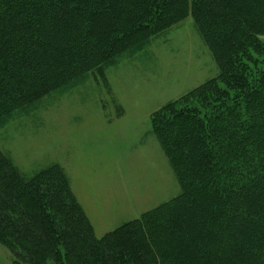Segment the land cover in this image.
I'll return each mask as SVG.
<instances>
[{
	"label": "trees",
	"instance_id": "1",
	"mask_svg": "<svg viewBox=\"0 0 264 264\" xmlns=\"http://www.w3.org/2000/svg\"><path fill=\"white\" fill-rule=\"evenodd\" d=\"M189 16L218 73L150 122L179 193L97 237L61 169L0 151L12 264H264V0H0V129Z\"/></svg>",
	"mask_w": 264,
	"mask_h": 264
},
{
	"label": "rangeland",
	"instance_id": "2",
	"mask_svg": "<svg viewBox=\"0 0 264 264\" xmlns=\"http://www.w3.org/2000/svg\"><path fill=\"white\" fill-rule=\"evenodd\" d=\"M259 41L264 52V37ZM217 73L189 16L143 49L10 121L0 129V151L27 180L53 165L61 169L100 237L179 193L151 131V115ZM51 181L58 184V176ZM12 260L0 245V264Z\"/></svg>",
	"mask_w": 264,
	"mask_h": 264
},
{
	"label": "crops",
	"instance_id": "3",
	"mask_svg": "<svg viewBox=\"0 0 264 264\" xmlns=\"http://www.w3.org/2000/svg\"><path fill=\"white\" fill-rule=\"evenodd\" d=\"M169 165V164H168ZM71 184V183H70ZM75 196V195H74ZM75 198H76V200H77V197L75 196ZM78 201V200H77ZM79 203V202H78ZM80 204V203H79ZM81 206V205H80ZM81 208H82V206H81ZM82 210H83V208H82ZM83 212H84V210H83ZM84 214H85V216H86V213L84 212ZM87 217V216H86ZM87 219H88V217H87ZM88 221H89V223H90V225H91V227L93 228V226H92V224H91V222H90V220L88 219ZM94 230V229H93ZM111 232V231H110ZM95 233V232H94ZM108 232H106V233H104L103 235H105V234H107ZM102 235V236H103ZM102 236H100V237H102Z\"/></svg>",
	"mask_w": 264,
	"mask_h": 264
}]
</instances>
